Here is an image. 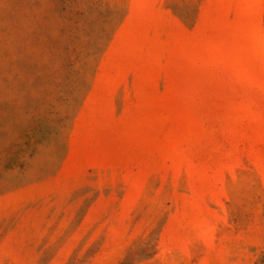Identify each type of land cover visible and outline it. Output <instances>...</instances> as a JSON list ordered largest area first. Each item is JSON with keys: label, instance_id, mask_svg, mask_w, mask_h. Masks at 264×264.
Returning <instances> with one entry per match:
<instances>
[{"label": "rangeland", "instance_id": "1", "mask_svg": "<svg viewBox=\"0 0 264 264\" xmlns=\"http://www.w3.org/2000/svg\"><path fill=\"white\" fill-rule=\"evenodd\" d=\"M0 264H264V0H0Z\"/></svg>", "mask_w": 264, "mask_h": 264}]
</instances>
